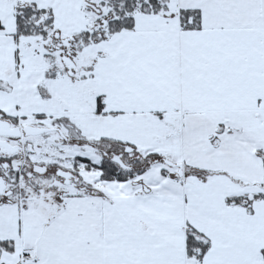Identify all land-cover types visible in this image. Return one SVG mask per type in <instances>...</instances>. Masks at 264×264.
<instances>
[{"label":"snow or ice","instance_id":"snow-or-ice-1","mask_svg":"<svg viewBox=\"0 0 264 264\" xmlns=\"http://www.w3.org/2000/svg\"><path fill=\"white\" fill-rule=\"evenodd\" d=\"M0 264H264V0H0Z\"/></svg>","mask_w":264,"mask_h":264}]
</instances>
